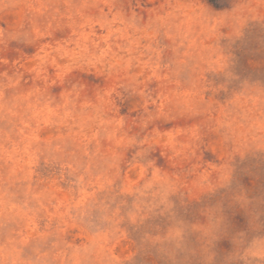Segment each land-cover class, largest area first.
I'll use <instances>...</instances> for the list:
<instances>
[{
    "label": "clouds",
    "instance_id": "clouds-1",
    "mask_svg": "<svg viewBox=\"0 0 264 264\" xmlns=\"http://www.w3.org/2000/svg\"><path fill=\"white\" fill-rule=\"evenodd\" d=\"M212 3L0 0V264H264V0Z\"/></svg>",
    "mask_w": 264,
    "mask_h": 264
},
{
    "label": "rangeland",
    "instance_id": "rangeland-1",
    "mask_svg": "<svg viewBox=\"0 0 264 264\" xmlns=\"http://www.w3.org/2000/svg\"><path fill=\"white\" fill-rule=\"evenodd\" d=\"M207 3L210 7L215 8L216 6L212 3V0H207ZM151 7V5H149ZM139 11V9H137ZM59 35V34H58ZM258 47V44L256 43L253 36H249L246 34L244 37H242L240 40L236 42V45L234 46V55H236L238 58L244 60L245 63H247L248 58V49L249 48H256ZM50 71H52L50 69ZM90 83H95V81H89ZM54 92L59 91V89H53ZM165 127L171 128V125H166ZM47 133H44L42 135H46ZM210 158V157H209ZM35 171L33 173V176L39 179L40 185L42 188L46 189L49 184L56 183V181L53 179L55 178L59 171L60 167L55 161H49L45 159L43 156L38 158V161L34 165ZM75 179V177L70 175H65L63 180H60L59 183V189L61 190H67L72 185V181ZM90 193L85 190H80L78 193V198L80 201H86L89 197ZM66 195H61V200L66 199ZM158 219L157 217H153L150 219H147L144 221L145 225L154 223L155 220ZM31 225V221H29V226ZM39 227V225H37ZM128 232L132 240H136L138 237V233L140 232V228L136 227L134 225L128 226ZM152 260V257L140 254L137 256V264H149V262Z\"/></svg>",
    "mask_w": 264,
    "mask_h": 264
}]
</instances>
